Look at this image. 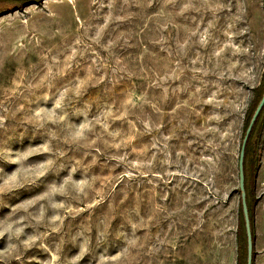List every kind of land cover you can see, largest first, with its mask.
I'll use <instances>...</instances> for the list:
<instances>
[{"label": "rangeland", "instance_id": "obj_1", "mask_svg": "<svg viewBox=\"0 0 264 264\" xmlns=\"http://www.w3.org/2000/svg\"><path fill=\"white\" fill-rule=\"evenodd\" d=\"M263 69L262 0L1 12L0 264H235L243 116ZM258 142L264 264V117Z\"/></svg>", "mask_w": 264, "mask_h": 264}, {"label": "trees", "instance_id": "obj_2", "mask_svg": "<svg viewBox=\"0 0 264 264\" xmlns=\"http://www.w3.org/2000/svg\"><path fill=\"white\" fill-rule=\"evenodd\" d=\"M39 0H0V13L3 11H9L13 8L23 7L30 3L37 2ZM262 5L264 7V0H262ZM264 90V69L261 73L260 81L257 86L252 88V99L247 105V108L243 116V130L245 131L254 109L261 98ZM264 117V104L256 116L250 132L248 133L245 145H244V155H243V172H244V189H245V200L248 209V217L250 224V231L252 236V261L254 264V226H253V214L252 207L254 204L253 194L251 192V185L254 181L256 173V162L258 153V141L262 129ZM235 264H245V228L240 202V192L238 197L237 215H236V229H235Z\"/></svg>", "mask_w": 264, "mask_h": 264}, {"label": "water", "instance_id": "obj_3", "mask_svg": "<svg viewBox=\"0 0 264 264\" xmlns=\"http://www.w3.org/2000/svg\"><path fill=\"white\" fill-rule=\"evenodd\" d=\"M263 104H264V90H263L260 100L258 101L254 109L251 119L244 131V135L242 138L241 147L239 151V158H238V182H239L238 188L240 192V202H241V209H242L244 228H245V264H251L253 243H252V236H251V231H250L248 209H247L246 200H245V190H244V172H243L244 145H245L248 133L250 132L251 126L256 116L260 112Z\"/></svg>", "mask_w": 264, "mask_h": 264}]
</instances>
